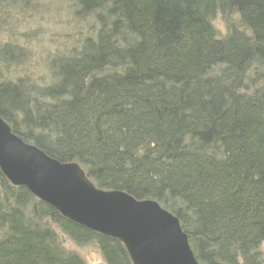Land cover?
I'll return each mask as SVG.
<instances>
[{"label":"trees","instance_id":"16d2710c","mask_svg":"<svg viewBox=\"0 0 264 264\" xmlns=\"http://www.w3.org/2000/svg\"><path fill=\"white\" fill-rule=\"evenodd\" d=\"M0 115L98 188L157 200L200 264H264V0H0ZM66 240L132 264L0 168V264H88Z\"/></svg>","mask_w":264,"mask_h":264},{"label":"water","instance_id":"95a60500","mask_svg":"<svg viewBox=\"0 0 264 264\" xmlns=\"http://www.w3.org/2000/svg\"><path fill=\"white\" fill-rule=\"evenodd\" d=\"M0 168L66 218L118 238L132 264H200L179 218L157 200L98 188L78 162H61L27 143L1 115Z\"/></svg>","mask_w":264,"mask_h":264},{"label":"rangeland","instance_id":"374dc122","mask_svg":"<svg viewBox=\"0 0 264 264\" xmlns=\"http://www.w3.org/2000/svg\"><path fill=\"white\" fill-rule=\"evenodd\" d=\"M46 11V10H44ZM65 19V17L63 18V20ZM216 25L218 26V28H220L223 32H225V28L223 27V24H222V21L220 20V18H218L216 20ZM28 25V24H27ZM27 25H20L21 28H19L18 30L19 31H26L27 28ZM44 27L48 29V31H50L53 27L52 25L48 24V23H45L44 22ZM28 26H32L33 28L35 27H38L40 26L39 23L38 24H32V23H29ZM52 27V28H51ZM61 29L66 33L68 31H72V25L70 24H67L66 26L63 25V26H60ZM74 27V26H73ZM53 30V29H52ZM48 37H50L49 35H47ZM35 51V55L37 54V48L34 49ZM39 70H38V74H39ZM65 238V237H63ZM67 248L70 250H75L77 251L78 253H80L81 255H84V257L86 258L88 264H103V258L101 256V254L98 252V250L96 249V247H94L93 245L92 246H86V247H78L76 246V244H73L71 241L69 240H66V244ZM261 251H262V258H264V243L261 245Z\"/></svg>","mask_w":264,"mask_h":264}]
</instances>
